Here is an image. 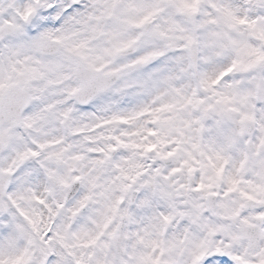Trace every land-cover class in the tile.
<instances>
[{
	"label": "snow or ice",
	"instance_id": "snow-or-ice-1",
	"mask_svg": "<svg viewBox=\"0 0 264 264\" xmlns=\"http://www.w3.org/2000/svg\"><path fill=\"white\" fill-rule=\"evenodd\" d=\"M0 264H264V0H0Z\"/></svg>",
	"mask_w": 264,
	"mask_h": 264
}]
</instances>
